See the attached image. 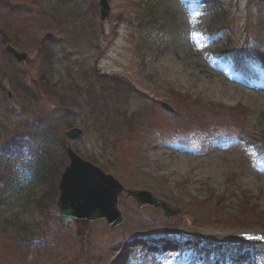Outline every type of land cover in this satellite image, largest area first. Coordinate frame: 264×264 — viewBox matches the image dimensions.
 Returning <instances> with one entry per match:
<instances>
[{"label":"rangeland","instance_id":"rangeland-1","mask_svg":"<svg viewBox=\"0 0 264 264\" xmlns=\"http://www.w3.org/2000/svg\"><path fill=\"white\" fill-rule=\"evenodd\" d=\"M108 1L110 15L101 21L99 0H0V150L45 119L62 138L53 144L60 167L42 182L21 174L13 196L0 203V226L39 223L34 201L48 191L53 199L45 207L60 216L59 182L71 146L126 189L148 190L177 213L138 206L123 193L122 224L80 220L84 242L63 235L49 257L32 251L24 264H264V246L226 236L208 243L204 234L264 232V47L263 60L254 52L244 58L245 71L234 68L233 57L215 54L225 45L245 50L249 33L264 38V0ZM218 4L217 27L229 29L213 37L207 26ZM7 42L29 58L17 63ZM75 86L83 107L65 113L62 99L73 98ZM121 107L136 114H121ZM128 115L148 126L141 122L126 140L104 146L120 129L102 132L97 121L117 124ZM75 127L83 134L72 140L67 131ZM57 226L49 224L48 241ZM0 264L23 263L0 254Z\"/></svg>","mask_w":264,"mask_h":264},{"label":"trees","instance_id":"trees-1","mask_svg":"<svg viewBox=\"0 0 264 264\" xmlns=\"http://www.w3.org/2000/svg\"><path fill=\"white\" fill-rule=\"evenodd\" d=\"M219 17H221V14L217 11L215 20L213 22L214 24L218 25L217 21L219 20ZM160 28L161 26H159V29ZM226 50L227 49L224 51ZM48 67L50 68L49 65ZM50 85V83L47 84V86ZM71 90H73L74 93L73 98L75 97L76 99L74 100L71 98L69 101L67 99H62L63 105H66L63 107L65 113L66 111L73 113L78 109L81 110L83 107L82 103L78 102V99L81 97L79 89H77L75 86V88ZM89 106L90 105L85 107H88V109L94 114L95 118H97V110L94 108L91 109ZM119 111L121 114H136L134 113L135 111L129 110L128 112L123 107H121ZM128 118L129 119L126 118V120L123 119L122 122H119L122 123L121 128L117 127L119 123L113 124L112 121L108 120V118L102 121H97L99 122L97 124L99 125L98 129L101 128L102 132L105 131V128L107 127L116 131L117 128L120 129L119 134H117L120 137L114 141L102 138L104 146H106L107 142L118 145L119 142L126 140L131 134L134 133L135 129L140 125L141 122L142 126H148L144 118L138 117L137 121L133 123L131 122L129 115ZM29 130L30 128L26 132H20L16 134V136L10 139L3 149L0 150V182H3L5 185V189L0 190V203L5 202L6 199L8 200L13 196L15 193V186L17 183H19V175H29L32 176L36 181L42 182L41 179L43 178L44 173L48 175L53 172V169L56 171L60 167H58V165L54 166L53 164V154L56 149L53 147V144H56L59 141L62 143V138H60L57 133H54L53 127L49 125V121L45 119L43 122H38V124L33 125L31 130ZM122 131L124 132L122 133ZM24 156L26 159L28 158L27 163L24 159ZM20 164L24 166L23 171L16 169ZM12 191L13 194H11ZM50 194L51 191H48L42 196L41 199L34 201L35 207L38 208L42 216V220H40L36 225L23 222L20 219H15L6 221V223L0 226L1 255H9L17 262L24 264L28 262V257L32 251H36L37 254L43 251L49 257L52 253L55 241L63 235L71 236L73 239L79 240V244L81 241H85L83 236L86 222H64L60 216L54 214L50 210V207L46 208L45 205L52 203L53 197L49 198L51 202H49L48 199ZM51 222H54L58 225L56 229L58 235H54L53 241H48V226ZM45 226H47V228H44ZM36 253L35 255H37Z\"/></svg>","mask_w":264,"mask_h":264},{"label":"water","instance_id":"water-1","mask_svg":"<svg viewBox=\"0 0 264 264\" xmlns=\"http://www.w3.org/2000/svg\"><path fill=\"white\" fill-rule=\"evenodd\" d=\"M100 20H106L111 12L108 0H99ZM48 38L52 32L46 34ZM6 51L12 54L18 62L28 59L27 52H21L7 44ZM11 95V94H10ZM162 106L171 112L175 109L167 102ZM82 134L78 127L67 131L70 139H77ZM69 164L65 167L59 182V197L57 206L60 215L66 221L106 219L111 227L123 223V213L119 208V196L126 191L127 195L137 201L138 206L152 205L161 207L169 216L176 215L177 211L171 205L162 202L148 190L125 189L119 180L112 174L104 172L100 167L83 159L72 147H67Z\"/></svg>","mask_w":264,"mask_h":264},{"label":"bare ground","instance_id":"bare-ground-1","mask_svg":"<svg viewBox=\"0 0 264 264\" xmlns=\"http://www.w3.org/2000/svg\"><path fill=\"white\" fill-rule=\"evenodd\" d=\"M224 233H226V234H222L221 232H216V231H213V230H211V231H209V233H204V234H208V235H210V236H226V237H231V238H233L234 237V234L236 233V232H232V231H226V232H224Z\"/></svg>","mask_w":264,"mask_h":264}]
</instances>
